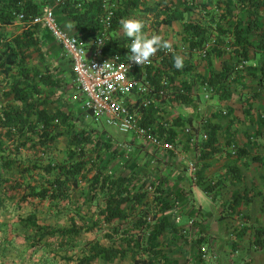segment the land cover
I'll use <instances>...</instances> for the list:
<instances>
[{"label": "trees", "instance_id": "obj_1", "mask_svg": "<svg viewBox=\"0 0 264 264\" xmlns=\"http://www.w3.org/2000/svg\"><path fill=\"white\" fill-rule=\"evenodd\" d=\"M107 1L0 0V78L10 80L6 89L0 85V207L7 199L29 203L33 211L25 225L31 247H52L53 254L67 264H207L202 252L206 244L213 245L214 259L221 257L219 251L225 245L229 254L241 248L249 253L264 249V226L252 233L248 227L233 228L223 246L201 235L197 227L203 218H210L208 212L192 199L193 191L182 179L164 173L161 165L165 159L143 157L144 147L135 153L136 135L128 134L133 141L125 143L109 134L108 130L115 128L104 120L105 127L100 128L75 113L68 94V85L75 78L73 63L48 27L23 23L22 31L9 30L18 23L19 13L30 21L42 15L48 5H54V14L64 30L83 40L96 38L103 31L100 18ZM114 1L105 43L108 54L128 51L130 41L119 23L122 18L143 21V31L154 35L147 32L142 8L160 17L158 26L183 21V40L189 51H206L209 69L203 79L220 100L228 101L225 114L217 113V120L201 122L200 130H205L208 138L198 144H192L184 134L183 123L168 129L159 124L156 103L143 110L142 125H153L161 137L166 135L165 139L178 142L186 155L189 153L185 149L198 155L201 165L197 184L213 200L220 201L222 210L232 208L221 219L237 217L245 205L259 197L264 212L262 182L247 183L249 174L241 171L252 167L264 181V142L259 141L264 140V0H153L152 6L145 5L146 0ZM194 10L202 14V20H184L185 14ZM169 55L149 68V73L156 71L153 83L157 88L163 76L168 77L171 87L175 75L181 72L174 67L177 53ZM216 58H225L220 69L213 66ZM32 61L45 67L30 66ZM55 61L57 66L53 67ZM189 66L184 59L183 69ZM182 86L185 89L176 97L189 101L186 79ZM237 97L240 116L229 104ZM234 126L245 130L237 133ZM61 136H66L65 156L62 160L46 159L47 151L57 146ZM232 143L237 145L236 154L229 149ZM24 150L34 156L25 168L20 158ZM165 154L168 159L175 155L171 151ZM217 156L225 158L227 172L215 181L209 171ZM35 173L39 181L36 185L27 183L28 192L22 193V179L26 181ZM227 184L238 186V190L224 199L220 190ZM41 211L53 216L64 214L70 223L56 227L40 222L37 214ZM246 234L251 239L242 245ZM77 248L78 255H61Z\"/></svg>", "mask_w": 264, "mask_h": 264}, {"label": "rangeland", "instance_id": "obj_2", "mask_svg": "<svg viewBox=\"0 0 264 264\" xmlns=\"http://www.w3.org/2000/svg\"><path fill=\"white\" fill-rule=\"evenodd\" d=\"M195 1H202V0H195ZM114 0L107 1V7L112 6L115 7ZM154 3L153 0H146L145 5L152 6ZM144 7V6H143ZM141 12L146 13V27L147 32L152 34H158L163 37L165 41H168L171 44L170 54L177 53L178 55L182 56L183 59L187 60L190 64L189 69H183L180 73L175 75L172 86L168 90V94L164 99L157 97L156 105L158 106V112L155 113V115L158 117L159 124L164 125L166 128L171 127L172 125H178L177 122L183 123L182 125H190V123H193L194 125L201 124L203 120H217L215 118V114L217 113H226V105L227 102H223V100L219 99V95L213 90L212 87H210L209 84L205 82L203 79L204 73H206L207 69V63L204 58L206 53H203V49L195 50L193 52H190L188 46L183 40V34H184V27H183V21H176L172 26L162 24L161 26L157 25V20L160 21V17H157L155 13H148L144 8H142ZM106 13V11H105ZM104 13V14H105ZM26 18V17H25ZM24 19H20V17H17L18 23L15 27H9V30H16L22 31V24L27 23V25L31 24L30 21H25ZM32 19V18H31ZM145 21L146 19L143 18ZM204 19V18H203ZM184 20H196L200 21L202 20V14L198 10H194L193 12H187L185 14ZM66 31V30H65ZM119 33V32H118ZM150 35V34H149ZM168 50V49H167ZM65 55V54H64ZM161 55V54H159ZM168 56V55H167ZM170 56V55H169ZM69 59V57H67ZM226 58V57H225ZM224 58V59H225ZM221 59H214L213 66L217 69H220L222 67V61ZM49 62V61H48ZM41 66L42 64L38 61H32L30 66ZM53 67L57 66V62L55 61L53 64H51ZM45 65L41 66L40 69H43ZM10 78V77H9ZM184 79L187 80L189 84V101H183L180 98H177L178 91H181L182 89H185L182 86V82ZM69 83V92L68 94L71 97L72 102L75 104V113H78L80 115L81 119L86 120L89 123H92L93 125H96L100 128H103L105 126L103 121L95 119L93 116L89 114V112L86 110V108L83 105L85 95L83 92L78 88V85L75 81V78L70 81ZM10 83V80L4 76V78H0V85L4 84V88L8 87ZM5 88V89H6ZM186 91V90H185ZM174 97L176 99H174ZM229 102H233L238 104L240 107V100L237 97L236 101L231 100ZM143 113V110L141 111V114ZM221 123H225V120L220 118ZM157 122V121H156ZM192 125V124H191ZM62 127V125H61ZM63 128V127H62ZM109 134L113 135L115 139L123 141L125 143H128L133 141V136L120 133L117 130L110 128ZM135 146V153H138L139 149L144 147V151L142 152L143 157H147L149 155H153L154 159L159 158L160 160H164V164L161 165L162 169L164 170V173L167 175H171L175 178L182 179L186 185L189 186L190 191L192 192V199L195 200L197 203V193L194 192L193 188L197 184V179L192 178L190 175V172L187 167L186 161H184L180 154H183V150H181V147L178 148L179 154L178 155H172L171 158L168 159V155L165 154L166 152L158 151L155 152V147L145 144L143 141L137 139V141H134ZM65 148H66V136H61L59 138L57 146L49 149L47 151L46 159H58L62 160L65 156ZM157 149V148H156ZM158 150V149H157ZM189 153V159L196 160L197 162V170L199 169L201 162L199 160L198 155L196 156L193 151L187 150ZM185 154V153H184ZM33 154L32 152L25 151L20 156L21 160H23V166L24 168L31 164V161L33 160ZM253 171V170H252ZM16 177L19 176V174L14 173ZM13 175V176H14ZM18 175V176H17ZM33 175V174H32ZM35 176L28 177L26 181L22 179L23 188L21 189L22 193H27L28 188L25 187L27 183H31V185H36L39 181V175L38 173L34 174ZM212 176L214 180H217V177L215 175ZM256 205L262 204V200H259ZM213 199H209V203L207 201H204V207H208L211 205L213 214L212 218H223V215L228 214L229 212L227 210H222L220 206V201L217 200L216 204H214ZM44 210L46 207L43 208ZM33 211V207L26 203L24 205L21 204V202L18 199H7L4 202V205L0 207V264H67L64 259L60 258L59 256H55L53 254L52 247H48L47 249H36L32 248L30 244V240L26 237V225H25V219L26 217ZM222 211V212H221ZM253 213L257 212L252 211ZM223 214V215H222ZM40 222H44L47 224H50L52 226H65L70 223V220H68V217L64 214L59 216H53L48 215L44 211L38 212L37 214ZM183 222V221H182ZM190 220H186V223H189ZM223 231V230H222ZM194 234V231L191 232V236ZM90 235V234H89ZM209 239V238H208ZM214 243V242H212ZM223 246V244H221ZM203 247L206 248V254H212L213 245L206 244ZM204 253L205 251L203 250ZM228 248V252H229ZM53 251V252H52ZM227 251L224 250V248H221L219 251V254L223 259L226 258ZM80 250H70V251H62V256L68 255L72 256L74 254L78 255ZM250 257L253 259L254 263L261 261V258H264V250L261 251H250ZM206 259V258H205ZM262 262V261H261ZM260 264H264V261Z\"/></svg>", "mask_w": 264, "mask_h": 264}, {"label": "built area", "instance_id": "obj_3", "mask_svg": "<svg viewBox=\"0 0 264 264\" xmlns=\"http://www.w3.org/2000/svg\"><path fill=\"white\" fill-rule=\"evenodd\" d=\"M60 1L62 0H58V3ZM18 16L20 19L25 18L24 13H19ZM113 16L112 5L106 8V13L100 18L103 31L98 37L86 40L68 33L61 27L54 14V5H48L42 15L33 17L31 24H45L57 44L62 47L63 53L72 61L75 81L85 95L83 105L91 116L97 120H104L124 134L136 135L139 140L163 152L171 151L178 155V148L182 145L165 139L166 135L161 137L153 125L145 126L140 122L141 111L155 104L157 97L164 99L168 94L170 88L168 77L163 76L157 88L153 83L156 71L152 73L148 71L149 68L161 63L171 51L162 48L161 53L156 52L150 58V64L143 65L129 62L128 51L108 54L105 43ZM245 63L247 62L244 61L243 64ZM200 125L202 123L198 124L197 128L191 125L184 127V134L192 144H198L208 138V133L200 130ZM229 149L232 154L237 153L235 143H232ZM180 157L186 161L192 178H196V160L189 159L184 153L180 154ZM203 250L206 248L203 247ZM203 256L206 257V251Z\"/></svg>", "mask_w": 264, "mask_h": 264}, {"label": "crops", "instance_id": "obj_4", "mask_svg": "<svg viewBox=\"0 0 264 264\" xmlns=\"http://www.w3.org/2000/svg\"><path fill=\"white\" fill-rule=\"evenodd\" d=\"M229 104H231L233 107H235L236 111L238 112V115L240 116V112H241V108L238 106V104L233 103V102H229ZM238 107V108H237ZM240 111V112H239ZM224 127V125H223ZM233 129H237V126H234ZM244 127L240 126L237 129V133L240 131L241 133L244 132ZM222 129L220 130V141H224L223 135H222ZM230 133V131L228 132ZM241 136V134L239 135ZM244 136L242 135V138ZM241 138V139H242ZM259 141L264 142L263 139H260ZM205 162V161H204ZM213 165L211 167V171H209V173H213V175H215L217 177V180L220 179L222 177L221 174H223L224 172H227V167H226V160L223 156H217L216 158H214V160L212 161ZM243 170V173L246 174L248 173V180L247 183H250L252 180H255L256 183H261L262 182V186H264V181L261 179V177L253 172V168H248L247 171H244V169L242 168L241 171ZM256 189V188H255ZM194 192L197 193V200L199 202V204L202 206L203 209H205L208 212V216L210 217L208 219H202L201 220V224L197 227V230L201 235L206 236L210 239V242H214L212 244L214 245H221L225 242H227V240L230 238L231 233L233 232V228L239 227V228H243V227H248L251 229H249L248 232L252 233L254 232V229L258 226H264V212L262 209V204L260 203V205L258 206H254L256 205L258 202H260L259 200H262L261 197L257 198V200H255L254 203H250L245 205L242 208V213L237 215V217L232 216V217H228L226 219H217V218H212V214H213V210L211 205L209 206V208L204 207V201H207L209 203V199H212L211 196H209L207 193H205L198 184H196L193 188ZM238 190V186H233L232 184H227L224 188H222L220 190L221 192V196L224 197V199H228L232 196V194ZM214 204H216L217 200H214ZM234 205V204H233ZM239 207V206H238ZM237 209V208H236ZM226 210V209H225ZM255 213H253L252 211H256ZM228 212L232 211V208H229V210L227 209ZM244 215L246 218H244ZM223 230V231H222ZM196 235H198L196 233ZM251 239V237L246 234L243 238V240L240 241V244L245 245L247 243H249V240ZM225 251L228 250L229 246H224L223 247ZM264 250V249H261ZM261 250H255V251H261ZM228 254H226V258L227 259H223V257H219L217 259H214V256L212 254H206V257L203 256V258L206 260L207 264H255L253 259L250 257V253L249 251H247L244 248H241L240 250L233 252L231 254H229V252L227 251ZM262 262L264 261V258H261ZM261 261L256 262L257 264L262 263Z\"/></svg>", "mask_w": 264, "mask_h": 264}, {"label": "clouds", "instance_id": "obj_5", "mask_svg": "<svg viewBox=\"0 0 264 264\" xmlns=\"http://www.w3.org/2000/svg\"><path fill=\"white\" fill-rule=\"evenodd\" d=\"M120 26L123 29L125 36L129 39L128 56L129 62L136 64H150L151 57L160 49L171 48V44L165 41L162 36L154 34L148 36L144 31V23L139 19L122 18ZM174 67L177 70H182L184 67V59L180 55L174 56Z\"/></svg>", "mask_w": 264, "mask_h": 264}]
</instances>
